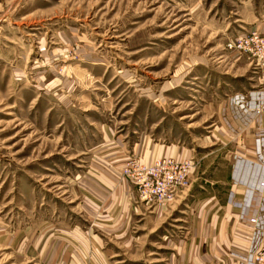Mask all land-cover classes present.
Wrapping results in <instances>:
<instances>
[{
    "label": "rangeland",
    "instance_id": "rangeland-1",
    "mask_svg": "<svg viewBox=\"0 0 264 264\" xmlns=\"http://www.w3.org/2000/svg\"><path fill=\"white\" fill-rule=\"evenodd\" d=\"M250 31L264 0H0V264H264L221 221L264 181Z\"/></svg>",
    "mask_w": 264,
    "mask_h": 264
},
{
    "label": "crops",
    "instance_id": "crops-1",
    "mask_svg": "<svg viewBox=\"0 0 264 264\" xmlns=\"http://www.w3.org/2000/svg\"><path fill=\"white\" fill-rule=\"evenodd\" d=\"M261 172L263 176L264 168ZM257 191L248 180H243L241 183L231 184L225 200L222 201L221 221H224L227 243L230 239L232 246L239 247L247 239L256 238V248H264V210L259 209L260 198ZM252 217L261 219L259 227L249 222ZM236 251L239 253L238 249Z\"/></svg>",
    "mask_w": 264,
    "mask_h": 264
},
{
    "label": "built area",
    "instance_id": "built-area-1",
    "mask_svg": "<svg viewBox=\"0 0 264 264\" xmlns=\"http://www.w3.org/2000/svg\"><path fill=\"white\" fill-rule=\"evenodd\" d=\"M228 47L233 49L234 51H244L247 52L252 58L255 60L256 66L264 68V37L259 35L257 31H250L237 37L231 39L228 42ZM259 99L261 101V108L264 111V88L259 92ZM179 164H175L177 168L174 171H170L167 167V164L172 163V160L163 159L162 168H163V176L159 179H155L154 181H147L145 184V192L144 198L152 197L153 199L167 201L172 198L173 188L177 185H180L185 176L184 170L190 165L188 160L178 161ZM173 168V167H171ZM264 177V175L262 176ZM151 186V188H148ZM259 188V198L260 205L259 209L264 210V181L257 184ZM254 226L261 225V219L258 217H252L249 221ZM264 257V252L262 253V257Z\"/></svg>",
    "mask_w": 264,
    "mask_h": 264
}]
</instances>
